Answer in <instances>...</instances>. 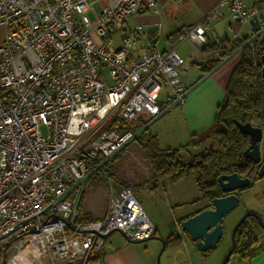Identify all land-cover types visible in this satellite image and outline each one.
I'll use <instances>...</instances> for the list:
<instances>
[{
  "label": "built area",
  "instance_id": "built-area-1",
  "mask_svg": "<svg viewBox=\"0 0 264 264\" xmlns=\"http://www.w3.org/2000/svg\"><path fill=\"white\" fill-rule=\"evenodd\" d=\"M99 2L91 20L87 0H0V237L25 222L5 239L0 264H88L112 232L133 242L154 232L131 188L116 190L110 182L105 216L81 225L72 223L76 197L59 200L87 174L88 160L108 157L131 139L128 126L139 113H160L164 87L168 109L186 92L184 61L174 49L133 58L136 30L123 34L117 50L105 48L103 40L140 11V0ZM158 4L148 0L146 7L157 15ZM219 5L240 25L264 26L261 6ZM182 41L208 44L201 22ZM255 41L252 51L264 44Z\"/></svg>",
  "mask_w": 264,
  "mask_h": 264
},
{
  "label": "rangeland",
  "instance_id": "rangeland-1",
  "mask_svg": "<svg viewBox=\"0 0 264 264\" xmlns=\"http://www.w3.org/2000/svg\"><path fill=\"white\" fill-rule=\"evenodd\" d=\"M244 2L248 3L249 0H245ZM160 3L164 8L162 6L160 7V4H158L159 11L160 9H163V14L166 13V17L165 15L164 17L166 21L169 22L168 25L170 29L172 24L179 23V25L182 26L195 19L196 21L194 22H198L202 19L199 16V11H197L194 6L191 4L190 6H187L186 0H160ZM221 12L224 13L225 10ZM205 20L207 34H209L212 41L216 39L233 40L232 37L234 34H236L238 38L250 37L252 36L251 33L253 34L252 30H250L251 27L248 24L240 25L236 22H231L229 19H218L215 16H208ZM228 24H230V27ZM177 49L179 52L183 51L186 53L190 52L191 49L193 50V47L183 43ZM188 68L189 66L186 65V68L184 69L185 71L183 70V67L179 71V76L185 84H188L186 83ZM103 74L107 78L108 84H110L108 74L104 71ZM195 90H193V92ZM168 94V89L164 87L158 102L160 112L165 109L167 112L161 118L152 123L146 131L142 132L135 139L131 140L123 149L118 151L107 162L104 170L108 172L109 176L112 175L118 179L117 181L114 180L115 184L122 182L128 186V188H133L135 199L139 204L143 205V209H145L143 211L146 212L149 219H152L154 223L159 224L160 230L165 233L173 231V233L176 234L178 232V234L182 235V231H180L177 225V222L180 220L179 217L182 213H188L190 211L188 203L194 202V204H196V199H200L201 194L193 177L190 175L183 177L176 182H171L168 178L157 177L154 179L153 176L156 173L155 166L161 157L160 155L165 150L181 149L180 155L182 162L187 163L190 157L201 153L203 149L208 147L211 138H207L209 135L208 131L199 135H193L192 131L188 132L186 128L187 116H185L183 112L184 101L186 102L187 100L183 99L176 106L168 109L167 101L165 100V97ZM168 116H170V119L165 118ZM149 120H151V118L147 115L139 113L138 119L129 125L128 129L134 134V132L140 127L148 123ZM253 124L257 126L261 125L260 122H253ZM192 139L197 140L195 146L192 145ZM89 178L84 183L86 184L84 192L87 193L89 188H91L93 190L91 198L96 202L97 198H101V196L106 193L103 182L104 178L102 179L101 175H95L92 178ZM255 178H257L256 175ZM143 182H147V184H143ZM152 184L154 185L153 188H151ZM126 186L122 185V187ZM118 188L120 187L117 185V189ZM76 195L77 191L74 190L66 198L71 199L73 196L76 197ZM238 197L239 204L221 221L223 227L222 238L218 245L211 249L212 251L204 258L207 259L210 264H222L224 262L226 255L231 250L232 230L245 214H256L264 224V177L254 180L252 179L250 187L248 186L240 191ZM107 200L108 195L105 196L106 204ZM172 216L174 221H172ZM151 237L157 236L152 235ZM183 240L189 241L186 237H183ZM9 242V239L0 242V253ZM147 243L157 245V248L153 250V256L156 259L155 264H157V257L162 246L161 242L155 239H150L141 242L140 245ZM180 244L181 241L176 245H172V247H165L158 260V264H165V262H168L166 256L168 255L169 248H175ZM181 251H183L182 246H180V252ZM213 255L214 258H209ZM175 256L177 257L178 255ZM241 256L242 255L237 253L232 254L226 264H240L243 261H248L249 257L243 256L246 258H242ZM170 260L171 262L173 261L174 264H184V262H186L183 258L178 261L174 258H170Z\"/></svg>",
  "mask_w": 264,
  "mask_h": 264
},
{
  "label": "crops",
  "instance_id": "crops-1",
  "mask_svg": "<svg viewBox=\"0 0 264 264\" xmlns=\"http://www.w3.org/2000/svg\"><path fill=\"white\" fill-rule=\"evenodd\" d=\"M147 1L148 0H140V11L129 17L123 24L120 31L105 38L103 40V44L109 51L117 50L120 46L123 34L127 31L136 30L138 32L137 37L132 40L130 47V53L133 58L141 56L152 48H157L163 52L174 49L184 61L183 70L186 68V65L189 66L186 79V83L188 84H185L181 80L186 88H189L195 83V81L201 78V76L206 74L204 73V69L208 67L209 62L220 59L216 53H205L202 50L203 46L201 45H192L182 41L184 32L190 26L201 22L202 27L204 28L205 37L209 44L225 41L227 44L232 45L245 38H238V36L234 34L232 37L233 40L216 39L212 41V39H210L209 34H207L205 20L208 16H215L218 19L226 18L231 22H234L231 20L228 8L219 5V0H186L187 6H190V4L194 6L195 9L199 11V16L202 19H200L198 22H194L196 21L195 19L182 26H180L179 23L172 24L171 29L168 25L169 22H167L165 19L166 13L163 14L164 10L160 9L159 14H153L152 11L146 7ZM157 1L161 7L162 5L160 0ZM255 2L256 0H249L248 3L246 2V5L248 7H253ZM87 6V15L91 20H93L95 13L100 11L101 2H99V0H87ZM223 10H225L224 13L221 12ZM228 26L230 27V24H228ZM183 43L192 46L193 50L191 49L190 52L186 53L183 51L179 52L177 48ZM241 57L242 53L239 52L217 71H215L207 80H205L203 82L204 84H200L193 93H189L185 98L187 101H184L183 112L185 116H187L186 128L188 132L192 131L193 135H199L206 133L210 129L215 116V108L217 104L221 102L228 79L233 69L240 61ZM165 118L170 119V116ZM109 180V178H104L103 182L106 193L104 191L105 195H102L101 198H97L96 202H94L91 198L93 193L91 188H89V191L85 195L84 211L94 221L101 220L105 216L108 209V200L106 204L105 196H107V187L109 186V183L111 182L116 190L119 189H117V185L122 188L123 184H115L114 179H111L112 181ZM196 201V204H194V202L188 203V208L190 211L180 215V220L177 222L178 227L181 221L198 213L199 211L207 209L205 208L206 201L202 200L201 197L200 199H196ZM140 206L143 209V205L140 204ZM172 221H174L173 216ZM151 223L154 227V232L152 235H156L164 241H167L169 237L180 238L181 244L179 246L175 248H169L168 255L166 256V260H168V262H165V264H174L173 261L171 262L170 258H174L176 261L183 258L187 262H184V264H210L207 259H204L205 257L202 256V252L195 248V245L189 240L186 234L183 232L182 235L178 234V232L174 234L173 231L165 233L160 230L158 223H154L153 220ZM183 237H186V239L189 241H184ZM141 242H128L123 234L119 232H112L105 239V247L102 253L101 264H155L156 259L153 256V250L157 248V245L153 243L140 245ZM180 246L183 247V251L181 252ZM174 254L178 256L176 257ZM241 257L246 258L243 256ZM209 258H214V255L210 256ZM240 264H264V252L256 257H253V259H248V261H243Z\"/></svg>",
  "mask_w": 264,
  "mask_h": 264
},
{
  "label": "trees",
  "instance_id": "trees-1",
  "mask_svg": "<svg viewBox=\"0 0 264 264\" xmlns=\"http://www.w3.org/2000/svg\"><path fill=\"white\" fill-rule=\"evenodd\" d=\"M255 5L261 6L264 11V0H256ZM248 38L245 37L232 45L227 44L225 41L204 45L202 50L205 53H216L220 57L219 60L209 62L208 67L204 69V73L214 68L220 60L226 58ZM252 43L256 44V41L253 40ZM240 53H242V57L228 79L223 98L215 108L214 120L208 130L209 135L207 138H214L215 145L211 149L207 147L201 153L190 157L187 163L182 162L181 149L165 150L155 166L154 179L157 177L168 178L171 182H176L188 175L192 176L201 194V199L206 201L205 208L211 207L212 199L222 196L217 186L219 176L235 173L241 178H249L250 180L255 177V167L242 156V152L248 146V139L240 133L235 123L245 124L264 121V80L260 74L261 65L259 60L264 53V44L256 45L253 51L247 45ZM120 125L122 124H116V126ZM119 130L123 131V127H119ZM196 144L197 140L192 139V145L195 146ZM105 158L98 157L88 160L89 171ZM106 165L107 163L90 178L101 175L102 179L118 180L112 175L109 176L108 172L104 170ZM121 184L125 185L122 182ZM143 184H147V182H143ZM85 186L86 184L82 187L77 198L75 213L72 218V223L75 225L94 222L84 211ZM153 186L152 184L151 188ZM125 188H128V186ZM131 190L133 192V188ZM233 240L234 249L232 254L237 253L247 256L251 260L264 252V227L261 225L260 217L252 214L245 218L235 231ZM179 242L180 238L169 237L165 241V247H172V245ZM211 251L202 252V256L205 257ZM101 258L102 255L92 259L88 264H101Z\"/></svg>",
  "mask_w": 264,
  "mask_h": 264
},
{
  "label": "water",
  "instance_id": "water-1",
  "mask_svg": "<svg viewBox=\"0 0 264 264\" xmlns=\"http://www.w3.org/2000/svg\"><path fill=\"white\" fill-rule=\"evenodd\" d=\"M250 27L254 34L250 36L240 47L234 50L231 54H229L226 58L221 60L214 68L204 74L201 78H199L193 85H191L186 92L182 95L180 99H177L172 103V107L176 106L180 100H183L190 92H192L195 88H197L201 83H203L207 78H209L215 71H217L220 67H222L225 63H227L232 57L238 54L244 47L249 45L253 40L260 37V40L264 42V26L261 28L257 24L256 21L250 22ZM260 74L262 79L264 80V53L260 56ZM167 110H163L157 116L152 118L150 122L145 124L144 126L140 127L134 134L132 135L131 139L121 148L123 149L131 140L135 139L138 135L142 132L146 131L148 127L154 123L156 120L161 118ZM261 125H255L253 122H248L245 124L235 123L236 127L240 131V133L247 137L248 139V146L242 152V156L249 160L252 165L256 169V177L262 178L264 177V157L261 156V144L263 141L264 135V121L260 122ZM215 145L214 138H211L208 143V148H212ZM264 149V147H262ZM120 149V150H121ZM118 150V151H120ZM117 151V152H118ZM116 152V153H117ZM116 153L106 157L103 159L95 168L88 171L87 174L82 177L80 180L75 182L71 185L68 190L59 198V200L67 197L71 192L74 190L77 191L76 199L86 182V180L91 177L97 170H99L103 165H105ZM251 180L249 178H241L237 174H229V175H221L217 178V186L222 194L219 198H214L211 200V208L204 209L199 211L198 213L186 218L185 220L179 223L180 230L186 234L189 240L195 245V248L200 252H207L214 247H216L222 238L223 235V227H222V219L230 213L238 204H239V197L238 194L243 189L250 186ZM48 208L45 209L47 211ZM252 214H245L233 228L231 233V250L225 257V260L222 264H226L233 253L234 249V233L243 222V220L249 217ZM58 218V216H53ZM64 224L68 227L69 220H64ZM25 222L19 223L16 225L11 231H9L4 236L0 237V242L7 239L12 233H14L19 228L23 227ZM262 227L264 224L261 222ZM35 228H31L29 233H34ZM150 239H155L161 242V250L157 257V264L158 260L165 249V241L159 237H149L142 241H147ZM133 242V241H128ZM141 242V241H135Z\"/></svg>",
  "mask_w": 264,
  "mask_h": 264
},
{
  "label": "flooded vegetation",
  "instance_id": "flooded-vegetation-1",
  "mask_svg": "<svg viewBox=\"0 0 264 264\" xmlns=\"http://www.w3.org/2000/svg\"><path fill=\"white\" fill-rule=\"evenodd\" d=\"M264 136V135H263ZM262 147H264V141L262 142V144H261V156H262V158L264 157V149L262 148ZM255 175H256V169H255ZM254 179H257V178H255L254 177ZM253 179V180H254ZM240 193V192H239ZM222 195V194H221ZM211 205V204H210ZM209 208H211V207H209ZM209 208H207V209H209Z\"/></svg>",
  "mask_w": 264,
  "mask_h": 264
}]
</instances>
